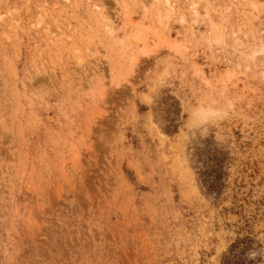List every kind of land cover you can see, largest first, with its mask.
Wrapping results in <instances>:
<instances>
[{"label": "rangeland", "instance_id": "obj_1", "mask_svg": "<svg viewBox=\"0 0 264 264\" xmlns=\"http://www.w3.org/2000/svg\"><path fill=\"white\" fill-rule=\"evenodd\" d=\"M242 246L264 264V0H0V264Z\"/></svg>", "mask_w": 264, "mask_h": 264}, {"label": "trees", "instance_id": "obj_2", "mask_svg": "<svg viewBox=\"0 0 264 264\" xmlns=\"http://www.w3.org/2000/svg\"><path fill=\"white\" fill-rule=\"evenodd\" d=\"M207 150L209 149L207 148ZM207 161L210 162L209 159H207ZM203 166L207 169H205L202 172H199V176L201 177V182L202 184H205L206 190L210 192H216L219 186V176H220V170H218L219 167L215 162L213 164L205 162ZM232 248H235V245H232ZM244 250H245V246L240 247L237 251L235 249H230V251L224 253L221 256L220 264H241V262L243 261L241 255L244 252Z\"/></svg>", "mask_w": 264, "mask_h": 264}, {"label": "bare ground", "instance_id": "obj_3", "mask_svg": "<svg viewBox=\"0 0 264 264\" xmlns=\"http://www.w3.org/2000/svg\"><path fill=\"white\" fill-rule=\"evenodd\" d=\"M146 5H150V2H147ZM255 51H256V50H255ZM260 51H261V50H260ZM257 52H259V51H257ZM251 53H253V51H252ZM255 53H256V52H255Z\"/></svg>", "mask_w": 264, "mask_h": 264}]
</instances>
